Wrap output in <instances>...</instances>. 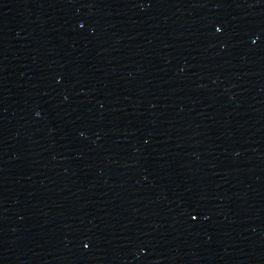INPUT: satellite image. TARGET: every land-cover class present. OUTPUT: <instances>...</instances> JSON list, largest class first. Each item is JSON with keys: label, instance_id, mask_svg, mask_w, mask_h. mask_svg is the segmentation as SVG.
Instances as JSON below:
<instances>
[{"label": "water", "instance_id": "95a60500", "mask_svg": "<svg viewBox=\"0 0 264 264\" xmlns=\"http://www.w3.org/2000/svg\"><path fill=\"white\" fill-rule=\"evenodd\" d=\"M0 264H264V0H0Z\"/></svg>", "mask_w": 264, "mask_h": 264}, {"label": "snow or ice", "instance_id": "6c2138e0", "mask_svg": "<svg viewBox=\"0 0 264 264\" xmlns=\"http://www.w3.org/2000/svg\"><path fill=\"white\" fill-rule=\"evenodd\" d=\"M216 31H220V29L217 28ZM191 218H192L193 220L197 219V217H196L195 215H193ZM85 247H87V245H85Z\"/></svg>", "mask_w": 264, "mask_h": 264}]
</instances>
